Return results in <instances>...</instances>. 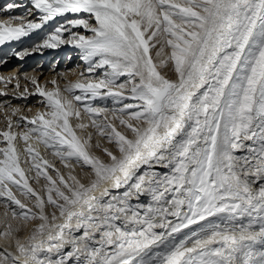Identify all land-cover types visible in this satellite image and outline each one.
Listing matches in <instances>:
<instances>
[{
	"label": "snow or ice",
	"instance_id": "1",
	"mask_svg": "<svg viewBox=\"0 0 264 264\" xmlns=\"http://www.w3.org/2000/svg\"><path fill=\"white\" fill-rule=\"evenodd\" d=\"M33 35L11 54L70 46L84 69L57 72L63 87L32 76L34 91L0 76L44 108L14 120L21 109L0 103V264H264V0H30L0 20V47ZM31 142L90 181L65 180Z\"/></svg>",
	"mask_w": 264,
	"mask_h": 264
},
{
	"label": "bare ground",
	"instance_id": "2",
	"mask_svg": "<svg viewBox=\"0 0 264 264\" xmlns=\"http://www.w3.org/2000/svg\"><path fill=\"white\" fill-rule=\"evenodd\" d=\"M14 0H9L6 3L2 4V9L5 8V6L9 3H13ZM27 0H18L17 3L26 5ZM24 12L23 11L20 13L22 15ZM8 16L4 15L0 18V20L6 19ZM30 47V46H29ZM28 47V48H29ZM78 52L77 51H69L65 55L60 53V52H53L50 53L49 55H46L44 57H38V56H28L27 59H25L22 62H17V61H12L10 65L4 66L2 69H0V73L2 74L3 77H12L13 74H16V77H19L20 82H21V89L20 91L23 90L25 85L29 86L30 91H34L31 86L30 82L27 80H23L24 76H27L30 74L32 76H37L38 79L42 82V86L44 82H47V87L51 88L50 81L53 78H56L60 81L61 87H63V79L57 76V72H66L68 69H73V70H78L82 71L84 69L83 62L80 59V56L78 57ZM167 53V50H166ZM34 57V58H33ZM36 57V58H35ZM71 57V59H69ZM32 59H35L34 61L31 62ZM157 62L159 58H156ZM61 60H63L61 63H59ZM52 64V66L50 65ZM77 66H79V69H77ZM74 66V67H73ZM164 71V70H162ZM165 75H168L166 71L164 72ZM68 79L72 80L75 82L77 79L76 76L74 75H69ZM15 88V81L13 83L8 84L7 88L5 89L3 82L0 81V89H4V91L8 92V96H0V103H2L5 99L10 100L12 105L15 107H19L21 109L20 113L17 114L16 117H13L14 120L19 119V116H27L28 118H33L35 117L38 112L44 111V108L37 103L39 97L36 95H31L28 96L27 100L23 98H16V95L14 94L13 89ZM125 94H128V90H125ZM101 106H105L104 102H101ZM106 106L109 108L112 107H120V105H114L113 101L109 98L106 101ZM31 108V111H28V109ZM109 118L111 119L110 113H108ZM73 124V127H75V121L72 120L70 121ZM83 122L85 123H90V121L87 120L86 117H84ZM114 123L117 124L118 130L123 131V129L119 128L118 122L114 121ZM6 127V121L4 118V113L2 110H0V131L4 130ZM21 129H17V131H20ZM89 131H93V129H89ZM77 134L81 136V138H84L86 136V133H82L79 130H77ZM100 141V144L103 147H107L109 150L115 151L114 146L111 144H108L103 138H98ZM33 144V148L40 153V155L46 159L49 164L53 165L55 169L59 170V172L64 176L65 180H68L69 173L71 172L72 175H75L78 179L81 180L83 183H88L90 181V177L85 176L84 170L79 168L78 166L73 165L74 171L72 168H65L64 165L60 162V160L52 155L49 150L45 149L43 145L36 144L35 142H31ZM95 140L93 142V147L90 149V152L93 155L100 156L101 159H104L105 162H108V158L103 154L102 148L97 149L94 146ZM26 147V145L22 141H18L17 143V148L18 151L20 152L21 155V167L25 170V176L28 179V182L30 186H32L35 190L41 192L42 195L45 194L44 192V187H45V180L43 177H37L35 170L29 171L32 165V161L27 157V154L23 152V149ZM48 174L52 175L53 179L57 180V185H59V180L58 177L54 174L53 170L51 168L47 169ZM71 183V181H69ZM62 187V186H60ZM106 187L111 188V184L106 185ZM113 191H116L115 189H112ZM122 191V190H121ZM14 194L17 196L18 199H21L22 202L28 203L29 206H31L29 201L24 200L23 197L20 196L19 193L13 189ZM95 195L99 196L100 192H96ZM50 206L46 207V211H50ZM3 212L4 209L2 207V204H0V219L3 218ZM215 219V218H211ZM58 223H63V220L57 221ZM15 223V222H13ZM38 223V222H35ZM201 223H206V221H201ZM199 225H192V228H198ZM31 230V225L28 228V232ZM3 231V225L0 224V232ZM191 229H184V232H190ZM13 246L9 248V251H12L15 253V247H14V241L12 242ZM6 246V241L3 238H0V250H3V248Z\"/></svg>",
	"mask_w": 264,
	"mask_h": 264
},
{
	"label": "rangeland",
	"instance_id": "3",
	"mask_svg": "<svg viewBox=\"0 0 264 264\" xmlns=\"http://www.w3.org/2000/svg\"><path fill=\"white\" fill-rule=\"evenodd\" d=\"M50 65L52 66V64H50ZM73 67H74V66H73ZM76 67H77V65H76ZM166 73H167V72H166ZM50 210H51V209H50ZM16 223H18V222H15L14 224H16ZM36 224H37V223L33 222V224L31 225V230H32V228H34V227L36 226ZM31 230H30V231H31Z\"/></svg>",
	"mask_w": 264,
	"mask_h": 264
}]
</instances>
